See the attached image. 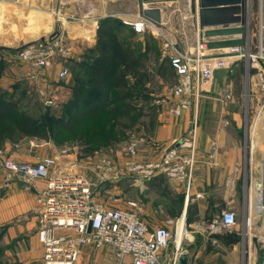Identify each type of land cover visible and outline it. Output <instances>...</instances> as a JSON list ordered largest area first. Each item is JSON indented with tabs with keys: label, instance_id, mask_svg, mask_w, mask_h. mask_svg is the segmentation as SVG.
<instances>
[{
	"label": "crops",
	"instance_id": "0c3cea01",
	"mask_svg": "<svg viewBox=\"0 0 264 264\" xmlns=\"http://www.w3.org/2000/svg\"><path fill=\"white\" fill-rule=\"evenodd\" d=\"M12 2L13 0H0L2 5L0 15L4 17L0 23V88L7 92H12L14 85L19 80H23L25 74L29 76L27 65H15L12 48L7 45L13 39L12 31L9 32L11 17L8 15V5ZM163 5L160 4L162 7ZM164 12L163 10V16ZM118 15H125L122 17L123 22L133 30L134 27L126 21L145 20L140 15L138 3L135 13ZM118 15L115 16L119 17ZM95 19L97 18H91L82 25H70V40L75 51L72 66L81 68L86 62V59L82 58L83 47L94 49L96 45L99 25L96 24ZM195 29L197 31L196 26ZM87 34L91 35L90 39H86L89 37ZM193 47L192 44L177 45L179 50ZM221 51L222 49H217V52ZM73 80L74 76L71 74L70 82L72 83ZM256 80L257 76H254L249 84L250 101L246 108L234 104L229 107H218L214 95L210 93L211 90L217 91L213 86L214 79L210 90L205 92L198 120L195 173L188 193L184 182L164 174L156 175L146 181L123 176L133 179L132 182L139 187L140 193L147 191L152 193L146 204L141 206V214L149 226H170L166 222V219L172 218L171 210L167 208L168 199L171 195L181 192L184 200L180 219L188 220L190 226L205 219L210 220L224 211H234L237 215L238 227L240 214L242 217L250 216L252 219L253 213L264 210L261 195V190L264 189V109L259 108L261 94ZM37 81L46 80L39 77ZM174 105L175 99L154 112L155 123L152 131L148 130V127L144 128L145 123L142 124L140 121L135 125L132 139L128 140L130 142H118L112 146L111 155L110 152L108 154L105 152L101 155L89 156L79 150L80 145L76 141H61L53 137L45 139L29 135L7 137L0 144V149L4 157L32 163L39 162L45 157L56 158L58 167H50V178L58 176V168L64 172L67 168L90 165L91 167L88 166L83 175L93 183L99 180L97 176L105 169L102 164L105 160L109 162L111 156L116 161L114 168L117 171L124 169L125 172L128 161L147 162L159 159L173 143L183 137L190 127L193 111L184 109L180 115H175ZM35 139L40 140L41 145L33 147L31 143ZM132 142L137 148L134 155L125 151V145ZM257 181H261L259 189ZM48 182L49 179H40L31 185H25L22 180L15 178L7 184V175L0 160V247L7 264H43L44 248L38 234L42 226L39 196ZM117 191L121 192L122 188L118 187ZM117 206L125 208L127 203L121 202ZM162 212L167 215L166 218L162 216ZM195 238L191 236L187 240L192 242ZM209 239H212L213 243L219 242L216 237H204L202 241L210 242ZM244 241L246 259L248 252L251 251L252 256H258L261 260L262 247L259 249L256 247L253 251L251 242L249 243L247 239ZM174 242L178 243L177 240ZM234 249L231 255L233 259H237L238 246H234ZM168 250L169 248L162 254L164 264H171L172 255L175 253L174 249L172 253ZM183 252L188 253L187 264H189L191 253L186 248ZM120 262L121 259L112 249L85 244L81 248L76 264H120Z\"/></svg>",
	"mask_w": 264,
	"mask_h": 264
},
{
	"label": "rangeland",
	"instance_id": "374dc122",
	"mask_svg": "<svg viewBox=\"0 0 264 264\" xmlns=\"http://www.w3.org/2000/svg\"><path fill=\"white\" fill-rule=\"evenodd\" d=\"M247 1L249 30L246 37L251 40L253 49H256L259 36L264 35V0ZM137 3L138 0H13L8 5V15L11 17L9 32L12 31L13 39L7 45L12 48L15 65H27L29 68V76L25 74L24 79L19 80L14 85L13 92L18 107L29 113L33 120L42 119L43 117L47 121H51L53 117H60L61 121L66 119L69 109L75 107V104H69L70 86L72 85L70 75L74 76L76 72L79 73L81 70L79 66H72L75 51L70 40V25H82L91 18H97L94 21L99 25L103 19H108V15H113V18L123 21L122 17L125 15L119 16L118 14L135 13ZM3 8L5 9L4 6ZM163 10L165 12L162 24L158 26L148 21L145 30L142 32H135L124 22L121 25L119 24L120 39L128 40L133 45H138L142 50L147 49L149 52L147 70L130 77V80L138 94L135 101L141 103L151 113L157 111V109H162L171 100L175 99L176 103L177 99L173 94V89L178 83V74L170 64V55L174 53L177 45H195L197 39L189 0L167 2L163 5ZM57 22L61 23V34L56 39L57 41L49 42L48 37L54 31ZM3 29L5 30V27ZM87 35L89 37H86V39H90L91 35ZM148 35H150V40L147 37ZM43 38L59 50L50 58L47 66L35 67L24 60L19 55V51L28 45H38ZM151 43H154L157 48L154 56L150 54ZM96 46L97 42L94 49ZM19 48L21 49L17 51ZM94 49H87L84 46L82 58L84 60L90 59L91 55L95 54V51H92ZM63 67H67L69 70L65 77L60 76ZM255 72L256 68L254 66L248 68L244 60L228 68L217 70L213 85L217 91L211 90L210 93L214 95L218 107H229L234 104V106L246 108L250 101L249 84L252 82L250 75L254 76ZM39 77L45 78L46 81L38 82ZM200 108H202V105ZM97 118L99 121L105 120L107 122L110 120L106 112L95 117V119ZM143 123H145L144 128L148 127V130H153L154 124L151 123L150 117L144 118ZM134 129L135 126L127 131L112 132L111 124H107L103 130L104 134L110 133L111 137H114L113 143L108 144V146L105 142L98 140V130L93 131L92 135L95 136L94 145L89 149L94 150L88 155H101L105 152L107 154L110 152V155L113 154L111 151L112 146L118 144V142L131 140ZM129 145L130 143L125 145V151H127ZM79 150H81V147ZM108 160L109 167L103 163L104 171L97 176L99 180L93 182L96 202L110 207H118L117 205L121 202L126 201L127 203L128 200H136L141 206H144L147 200L151 198L152 193L149 191L140 193L139 187L133 184L131 178L114 176V174H117V170L114 168L116 161L112 156ZM88 166L90 165L67 168L63 175L68 178L76 175L84 176L83 174ZM118 187L122 188L121 192L117 191ZM183 200L182 192L175 193L168 199L167 208L171 210L172 218L166 219L167 225H170L166 227L173 231V240L168 247V251L171 253L173 249L175 250L176 242L174 241L177 240L178 236ZM262 204L264 205L263 200ZM161 214L166 218L165 213L162 212ZM208 220L205 219L193 226L188 225V220H184L183 225L191 235H182L180 248L182 250L186 248L190 251L191 261H189V264H249V260L245 256L244 240L247 239L249 243L251 242L254 251L256 243L253 237L257 236L259 248L262 247L260 230L264 225V210L253 213L251 226L247 224L246 217H242V214H240L238 227L235 226L231 230H220L215 234H210L201 229L203 223ZM191 236L196 237L192 242L187 240ZM204 237H216L219 242L213 243V240L209 239L210 242L204 243L202 241ZM234 246H238L237 259H233L231 255L235 251ZM2 252L3 250L0 254V264H7ZM251 264H260L258 256H253Z\"/></svg>",
	"mask_w": 264,
	"mask_h": 264
},
{
	"label": "built area",
	"instance_id": "2783aa9c",
	"mask_svg": "<svg viewBox=\"0 0 264 264\" xmlns=\"http://www.w3.org/2000/svg\"><path fill=\"white\" fill-rule=\"evenodd\" d=\"M136 32H142L148 20L129 22ZM57 41V40H56ZM62 48V47H61ZM59 49L43 41L38 45H28L19 51V55L35 67L49 64L50 58ZM62 51V49H61ZM244 60L247 67H255L256 83L260 88L261 101L259 108L264 109V35L258 38L256 49L246 37L240 46L223 48L221 52L210 48L207 38H201L197 30L194 47L179 50L177 47L170 55V62L178 74V83L173 89L176 103L173 113L180 115L184 109L193 111L188 131L173 143L159 158L147 162L128 161L126 170L116 171L114 176L125 175L138 180H149L160 174L172 179H179L186 185L187 193L193 184L196 163L198 120L200 107L206 91H209L215 72L228 68ZM69 70L63 67L60 76H67ZM250 75V74H248ZM254 76L250 75V78ZM35 139L32 146L41 145ZM127 152L134 155L136 144L132 142ZM1 166L7 175V184L19 178L25 185H31L40 179H49L48 185L40 191L42 226L39 238L43 244V264H76L81 248L92 244L97 248L107 247L121 259L120 264H164L162 259L165 251L173 240V231L169 227H151L141 214V205L136 200H128L127 206L110 207L95 200V187L82 175H63L58 168V176L50 178V167H58L57 159L45 157L32 163L4 157L0 149ZM109 167V162L104 161ZM264 201V189L261 190ZM92 222V230L88 226ZM247 224L252 225L250 216ZM237 225L234 211H224L201 226L203 231L215 234L220 230H231ZM189 239V237H188ZM262 259L264 264V225L261 229ZM171 264H180L179 257L183 252L180 243L175 245ZM252 252H248L247 260L252 261Z\"/></svg>",
	"mask_w": 264,
	"mask_h": 264
},
{
	"label": "trees",
	"instance_id": "16d2710c",
	"mask_svg": "<svg viewBox=\"0 0 264 264\" xmlns=\"http://www.w3.org/2000/svg\"><path fill=\"white\" fill-rule=\"evenodd\" d=\"M122 22L108 17L99 24L95 54L86 59L80 74L76 72L71 83L69 104L73 103L75 107L69 109L66 119L61 121L60 117H53L47 121L43 117L33 120L29 113L18 107L13 91L0 88V144L7 137L18 135L53 137L78 142L81 151L88 155L94 150L89 148L94 145L92 132L95 130H98V140L105 142L106 146L113 143L114 137L103 131L107 124H111L112 132L130 130L146 117H150L154 124V112L135 101L138 94L130 80V77L147 70L149 52L119 38V24ZM150 48V54L154 56L156 45L151 43ZM104 112L109 115V121L95 119ZM1 251L0 247V254Z\"/></svg>",
	"mask_w": 264,
	"mask_h": 264
},
{
	"label": "water",
	"instance_id": "95a60500",
	"mask_svg": "<svg viewBox=\"0 0 264 264\" xmlns=\"http://www.w3.org/2000/svg\"><path fill=\"white\" fill-rule=\"evenodd\" d=\"M176 0H138L141 17L160 26L163 22V7L160 4ZM193 14V22L200 32V37L208 39V45L213 49H223L240 46L245 43L249 30L248 1L247 0H189ZM61 34V23L57 22L48 41L53 42ZM43 41L46 39L43 38ZM21 48L17 49L19 51ZM261 181H257L259 186ZM92 230V222L88 232ZM253 240L259 249L258 237ZM180 264H187L188 253L182 252Z\"/></svg>",
	"mask_w": 264,
	"mask_h": 264
},
{
	"label": "bare ground",
	"instance_id": "6f19581e",
	"mask_svg": "<svg viewBox=\"0 0 264 264\" xmlns=\"http://www.w3.org/2000/svg\"><path fill=\"white\" fill-rule=\"evenodd\" d=\"M3 18H4L3 15H0V23H1V21H2ZM262 179H263V178H262ZM257 188H258V189L261 188V182H260L259 186H257ZM260 190H261V189H260ZM260 212H262V211H260ZM183 223H184V220H183V218H182V219L180 220V223H179V226H178V237H177V241H178V243H177V244H179V242H181V237H182V235H188V236L191 235L189 232H187V230H186V228L184 227Z\"/></svg>",
	"mask_w": 264,
	"mask_h": 264
}]
</instances>
